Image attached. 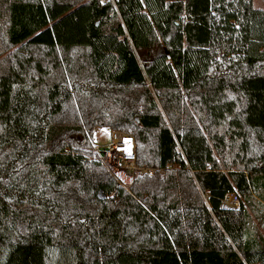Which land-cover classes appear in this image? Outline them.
<instances>
[{"label": "trees", "instance_id": "obj_1", "mask_svg": "<svg viewBox=\"0 0 264 264\" xmlns=\"http://www.w3.org/2000/svg\"><path fill=\"white\" fill-rule=\"evenodd\" d=\"M0 264H264V8L0 0Z\"/></svg>", "mask_w": 264, "mask_h": 264}, {"label": "built area", "instance_id": "obj_2", "mask_svg": "<svg viewBox=\"0 0 264 264\" xmlns=\"http://www.w3.org/2000/svg\"><path fill=\"white\" fill-rule=\"evenodd\" d=\"M115 3L116 0H105ZM94 161L102 165L113 179L126 191L128 188L124 180H133L139 174L152 175L155 169L140 167L136 160V143L133 134L116 129H110L109 141L103 146L104 154L101 156L100 146L94 144ZM165 170L159 171L163 178ZM220 209L235 210L239 208V200L234 193L227 194L220 202Z\"/></svg>", "mask_w": 264, "mask_h": 264}, {"label": "rangeland", "instance_id": "obj_3", "mask_svg": "<svg viewBox=\"0 0 264 264\" xmlns=\"http://www.w3.org/2000/svg\"><path fill=\"white\" fill-rule=\"evenodd\" d=\"M253 4L255 7L264 8V0H253ZM109 128H96L94 130L93 140L94 144L100 146L99 154L102 156L104 154L103 146L109 141ZM126 187L129 188L133 182V180H124Z\"/></svg>", "mask_w": 264, "mask_h": 264}, {"label": "water", "instance_id": "obj_4", "mask_svg": "<svg viewBox=\"0 0 264 264\" xmlns=\"http://www.w3.org/2000/svg\"><path fill=\"white\" fill-rule=\"evenodd\" d=\"M101 198V197H100Z\"/></svg>", "mask_w": 264, "mask_h": 264}]
</instances>
